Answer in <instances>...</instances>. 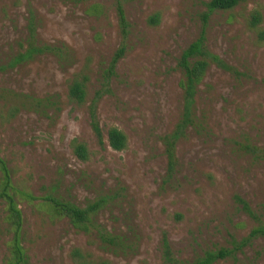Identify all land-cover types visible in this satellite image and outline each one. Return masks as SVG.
I'll list each match as a JSON object with an SVG mask.
<instances>
[{"label": "rangeland", "instance_id": "rangeland-1", "mask_svg": "<svg viewBox=\"0 0 264 264\" xmlns=\"http://www.w3.org/2000/svg\"><path fill=\"white\" fill-rule=\"evenodd\" d=\"M209 1L0 0V161L21 215L16 236L0 199V264L15 241L22 264H166L164 244L181 262L222 251L212 264H264V237H250L264 226V159L254 155L264 153V0L205 18ZM254 10L262 22L251 29ZM202 37L203 55L188 61L207 68L169 170L165 139L186 106L181 56ZM32 46L48 50L19 62ZM82 76L77 104L68 89ZM111 128L125 136L121 152L108 145ZM48 197L106 204L74 226Z\"/></svg>", "mask_w": 264, "mask_h": 264}, {"label": "trees", "instance_id": "trees-1", "mask_svg": "<svg viewBox=\"0 0 264 264\" xmlns=\"http://www.w3.org/2000/svg\"><path fill=\"white\" fill-rule=\"evenodd\" d=\"M242 0H210L207 4V14H205V18L211 14L212 12L216 11H231L234 9ZM117 11L119 14V20L121 27L125 25V18L123 11L120 6L117 7ZM262 22V16L259 11L254 10L250 14V19L248 21V25L251 29L258 28L260 23ZM148 23L151 26H156L159 23L158 15H153L149 18ZM30 40L32 39V31L30 29ZM258 39L264 41V30L259 29L257 31ZM202 41L203 37L191 43L187 49H185L182 53V60L180 63V67L186 71V80L181 82V86L184 89V103L185 106V113L183 114L182 123L179 126L177 132L173 133L172 135L166 137L165 141H167V157H168V168L169 170L175 166V157L173 154V145L175 141L178 139L181 130L189 123V107L193 103L192 96L194 95V88L195 84L199 82L207 68V61L205 59H197L193 63H189V59L195 57L197 55H203L202 52ZM32 50L26 53L24 56H20L17 60L20 62L24 60V58H29L33 54L42 53L47 51L48 47L43 48H35L32 46ZM121 53L117 54L116 57L113 58V62L116 63L118 57ZM208 57V55L204 56ZM203 57V58H204ZM213 60L216 58L212 57ZM114 67L113 65L110 66V72L112 73ZM87 82V78L84 76L81 79H74L71 82V85L68 89V97L72 102H76L77 104L83 103L86 98V86L85 83ZM17 111L16 108H13ZM91 127L92 130L95 132V135L101 138L100 130L98 128V124L93 116V112H91ZM99 138V139H100ZM107 141L109 147L116 151L121 152L124 150L126 145L125 136L116 128H111L107 132ZM70 147L72 149V153L75 157H77L80 161H86L88 158L86 146L84 143L79 142L77 139H73L70 143ZM256 158L264 159L263 155L254 154ZM0 199H2L7 208V217L6 220L10 224L11 228L14 230L15 235L17 236L18 231L21 228V215L16 207L14 202V198L11 194V190L13 186L10 182V178L8 176V171L0 161ZM44 205L50 210L54 215L60 218H66L72 225L79 226L85 222H89L91 216L95 214L97 211L102 209L105 204L106 200L104 198H98L93 202L88 203L85 207L80 208L73 203L68 201L56 199L53 197H48L43 199ZM15 236V237H16ZM256 236H263L264 237V226L258 227L254 229L250 237ZM18 242V243H17ZM12 254L11 258L8 260L10 264H22L24 252L20 246V241H15L12 243ZM164 260L166 264H212L213 262L217 261L220 258L224 257V253L222 251L218 252L217 254L207 253L203 257L196 259L192 263L188 262H181L180 260L175 259L172 255L170 250L164 244ZM74 254V253H73ZM107 264V263H106Z\"/></svg>", "mask_w": 264, "mask_h": 264}]
</instances>
